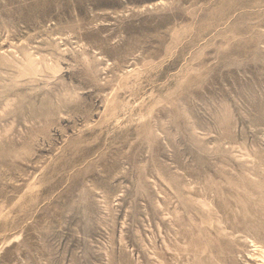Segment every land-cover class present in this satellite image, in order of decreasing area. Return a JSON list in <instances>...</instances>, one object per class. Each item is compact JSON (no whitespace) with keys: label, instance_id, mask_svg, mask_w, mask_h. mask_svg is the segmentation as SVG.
I'll use <instances>...</instances> for the list:
<instances>
[{"label":"rangeland","instance_id":"obj_1","mask_svg":"<svg viewBox=\"0 0 264 264\" xmlns=\"http://www.w3.org/2000/svg\"><path fill=\"white\" fill-rule=\"evenodd\" d=\"M0 264H264V0H0Z\"/></svg>","mask_w":264,"mask_h":264}]
</instances>
